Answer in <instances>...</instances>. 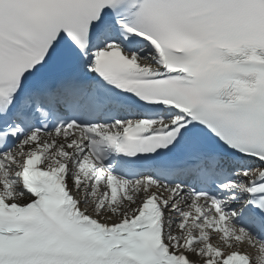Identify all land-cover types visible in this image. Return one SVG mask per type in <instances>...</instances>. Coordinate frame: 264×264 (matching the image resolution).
Here are the masks:
<instances>
[{"label": "snow or ice", "instance_id": "obj_1", "mask_svg": "<svg viewBox=\"0 0 264 264\" xmlns=\"http://www.w3.org/2000/svg\"><path fill=\"white\" fill-rule=\"evenodd\" d=\"M0 264H264V0H0Z\"/></svg>", "mask_w": 264, "mask_h": 264}]
</instances>
